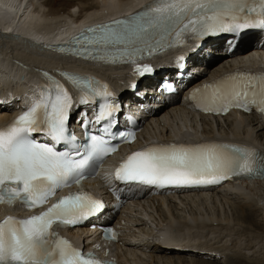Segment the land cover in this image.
I'll use <instances>...</instances> for the list:
<instances>
[{
  "label": "snow or ice",
  "instance_id": "6c2138e0",
  "mask_svg": "<svg viewBox=\"0 0 264 264\" xmlns=\"http://www.w3.org/2000/svg\"><path fill=\"white\" fill-rule=\"evenodd\" d=\"M152 14L129 29H90L95 38L84 37L96 46L124 43L131 36L147 34L164 24L183 25L176 33L189 29L199 34L232 32L264 27V19L251 18L252 13L264 16V0H167L150 8ZM185 20L187 23H185ZM80 39L77 43H81ZM87 51V50H86ZM125 54L133 58L141 49ZM138 71L150 72L145 65ZM69 75L82 91L107 96L104 90L93 87L90 79ZM56 92L46 90L45 95L33 103L17 119L0 128V202L25 201L29 206L43 205L59 188L70 180L82 179L83 170L90 164L115 151L110 140L115 121L113 103L99 107L96 122L101 124L99 134H90L88 142L76 144V136L69 133L68 121L72 99L59 83ZM212 88L210 96L200 97L199 105L209 111H227L229 107L249 108L261 105L264 111V76L240 74L229 77V82ZM200 90L193 94L197 100ZM81 103H88L82 98ZM103 122V123H101ZM41 133L53 143L40 142L33 137ZM121 139L134 138L132 133H118ZM68 145L58 151L56 145ZM264 167V164L260 165ZM257 171L254 150L230 149L227 145H160L150 146L128 155L116 170L120 181H139L149 185H201L219 183L232 175L253 174ZM77 182L79 180L77 179ZM103 204L87 192L81 191L60 197L46 211L26 219L11 216L0 222V264H102L92 255L75 249L69 241L59 238L54 225H74L102 210ZM112 233V230H108ZM115 236V233H112Z\"/></svg>",
  "mask_w": 264,
  "mask_h": 264
},
{
  "label": "bare ground",
  "instance_id": "6f19581e",
  "mask_svg": "<svg viewBox=\"0 0 264 264\" xmlns=\"http://www.w3.org/2000/svg\"><path fill=\"white\" fill-rule=\"evenodd\" d=\"M94 1L85 6L84 10L87 14L85 17H79L80 11L75 14L68 12L71 14L69 19L63 20V15H58L60 12L52 10L45 12L43 20H47V23L42 25L43 20L40 18L41 21H39V18H36L41 16L39 14L41 9L29 11L35 4L34 0H0V8L3 9L0 12V78L5 84L4 88L0 85V92L5 97L6 103H9L13 96L19 97L20 99L14 101L15 107L18 108L21 103L35 96L33 86L39 73L37 67L40 68L39 71L46 72H53V68L94 71L98 73L102 81H109L118 92L123 108L147 114L145 109L142 112L138 110L140 103L145 104L150 112L148 115L150 118L147 117L144 136H175L178 139L198 138V140L209 138L216 144H221V141L228 137L249 143L257 142L264 148V123L259 116L231 113L219 119H213L211 114L198 115L179 104L164 106L163 97L157 98L158 88L153 84V79L143 78L142 72L137 69L161 60L165 54L145 60L143 58L134 64L123 63L116 67L106 66V59L93 51H89L91 58L88 57L85 61L75 60L68 54L64 57L53 55L52 47L48 46L53 40L66 36L73 37L72 32L79 27L89 26L96 20L112 19L121 12L137 9L140 4L149 0H119L115 5L111 4H114L112 0ZM46 2L53 5L57 0ZM104 8L107 9L106 12H98ZM10 9L13 11L11 14ZM4 13L7 14L6 18ZM49 21H51L49 26L51 30L41 29V27L49 29ZM38 27L41 30H37ZM4 28L15 34L2 32ZM253 38L254 35H250L241 40L237 53L232 57L263 59L264 47H261V43ZM194 40L195 38H187L180 47L192 48L191 44L195 43ZM215 42L207 41L205 46L208 48L210 45L209 49L213 55L218 56L222 54L223 48L220 43L214 44ZM94 56L99 57L93 58ZM167 59L155 67H161ZM199 60L202 63H199L201 65L198 70L203 71L205 69L203 64H206L205 60H207L204 50L193 51L188 55L189 66ZM250 65L256 68L261 67L258 62H252ZM229 68L231 67L225 64V60H218L213 68H208L210 74L201 77L219 76ZM130 80L139 82L138 95L132 94L127 89ZM124 86L125 88L122 89ZM79 102L75 98L72 101L71 112L75 115L80 111ZM0 116L4 118L9 114L3 112ZM254 152L264 155L261 150H254ZM133 203L135 206L131 212L135 217L131 220L137 223V227L132 239L137 245L128 243L126 246L118 247L116 254L123 264H196V259H199L197 264H203L200 257L214 260L217 258V261H212L213 264H217L218 259L222 264L231 258L234 259L235 264H243V262L264 264V177L242 180L239 184H230L218 191L208 190L203 193L195 191L180 196L146 195ZM206 209L209 210L208 213L204 212ZM261 209V218L258 221L255 218L257 215H254ZM240 211H243L242 214ZM5 212H9V209L0 206V213ZM150 223L159 228L158 233H154V227ZM78 230L80 231L72 230L70 233L78 238L94 237L93 233L88 232V227ZM172 252L178 253V257L173 258ZM218 255L220 256L216 257ZM209 260L205 262L209 263Z\"/></svg>",
  "mask_w": 264,
  "mask_h": 264
},
{
  "label": "rangeland",
  "instance_id": "374dc122",
  "mask_svg": "<svg viewBox=\"0 0 264 264\" xmlns=\"http://www.w3.org/2000/svg\"><path fill=\"white\" fill-rule=\"evenodd\" d=\"M47 0H34V3L36 4H33L32 6H31V9L29 10V11H33V10H35L36 8L37 9H41V13H39L41 16H36V18L39 20V21H41V20H43V17H44V14H45V12H51L52 10H56V11H58V12H60V14H58V15H63L62 17V19L64 20V19H66V20H68L69 19V17H70V15L71 14H68V12H72V13H74L75 14V12L76 13H79V11H80V16L79 17H85L87 14H86V12H85V10H84V8H85V6L86 5H89V4H91V3H94L95 1L94 0H83V1H80V0H57V2L56 3H54L53 5H50V4H47V2H46ZM98 1H101V0H98ZM113 2H114V4L113 3H111L112 5H115V3L117 4L118 2H119V0H112ZM120 1H124V0H120ZM111 2V1H110ZM60 3V4H59ZM64 3V4H63ZM62 4V5H61ZM12 6H14V4L12 3ZM102 8V7H101ZM2 8H0V12H2ZM103 11H107V9L106 8H104V9H100V11H98L99 13H102ZM36 12V11H35ZM42 13H43V15H42ZM4 16H5V18H6V13H4L3 14ZM55 16H57V15H55ZM50 17V16H49ZM73 17V16H72ZM40 18H41V20H40ZM76 18V17H75ZM73 19V18H72ZM47 20H43L41 23H42V25L44 24V23H47L46 22ZM15 22H17V21H15ZM39 24H40V22H38ZM49 24L50 25H48V28L49 29H47V27H45V28H42L41 27V29H43L44 31L45 30H47V31H49V30H51V27H49V26H51V21H49ZM36 29V28H35ZM39 27L37 28V30H41ZM171 56H173V54L172 55H170V57ZM168 57H163V58H161V60H156V61H154L153 62V64H149L148 66H151V65H153V66H157V65H159V63L161 64V62L162 61H165L166 59H167ZM200 66V65H199ZM199 66L197 67L198 69H199ZM138 78V77H137ZM144 78V77H143ZM144 83V82H143ZM125 88V86L122 88V89H124ZM181 123H179V125H180ZM239 210V209H238ZM262 211V209L260 210V211H257L256 212V214L254 215V216H256L257 215V217H255L258 221L260 220V212ZM204 212H209V210H205ZM242 212L243 211H240V214H242ZM246 224V223H245ZM158 249V248H157ZM156 249V250H157ZM178 253H175V252H172L171 253V255L173 256V258H177L178 257V255H177ZM164 255V254H163ZM168 256H170L169 254H167ZM220 255H218V256H216V257H219ZM193 257H195V256H193ZM233 257H235V256H233ZM236 258H237V260L239 259L237 256H236ZM196 259V258H195ZM194 259V260H195ZM203 258H201L200 257V261L203 263V264H213L212 263V261H217V258L214 260V259H210V258H204L203 260H202ZM206 259H210L209 260V263H206V262H208V260L206 261ZM196 261H197V263L199 262V259H196ZM206 261V262H205ZM221 262H222V260H220ZM234 261V259H232L231 258V260H229L228 262L227 261H225L224 263L222 262V264H235L236 262H233ZM200 262V263H201ZM196 263V262H195ZM196 263V264H197ZM217 263V262H216ZM217 264H221V263H219V259H218V263ZM243 264H245V262H243ZM254 264H257V263H254Z\"/></svg>",
  "mask_w": 264,
  "mask_h": 264
}]
</instances>
